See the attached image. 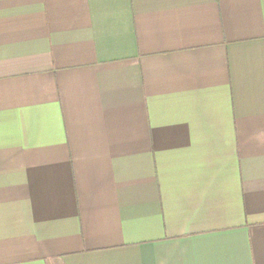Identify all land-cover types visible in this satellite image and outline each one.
<instances>
[{
  "label": "crops",
  "instance_id": "crops-1",
  "mask_svg": "<svg viewBox=\"0 0 264 264\" xmlns=\"http://www.w3.org/2000/svg\"><path fill=\"white\" fill-rule=\"evenodd\" d=\"M0 264H264V0H0Z\"/></svg>",
  "mask_w": 264,
  "mask_h": 264
}]
</instances>
